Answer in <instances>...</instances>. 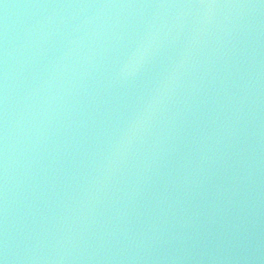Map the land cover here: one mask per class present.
Instances as JSON below:
<instances>
[{"label": "water", "instance_id": "1", "mask_svg": "<svg viewBox=\"0 0 264 264\" xmlns=\"http://www.w3.org/2000/svg\"><path fill=\"white\" fill-rule=\"evenodd\" d=\"M4 264H264V0H0Z\"/></svg>", "mask_w": 264, "mask_h": 264}, {"label": "snow or ice", "instance_id": "2", "mask_svg": "<svg viewBox=\"0 0 264 264\" xmlns=\"http://www.w3.org/2000/svg\"><path fill=\"white\" fill-rule=\"evenodd\" d=\"M0 264H4V262H3V260H2V259H0Z\"/></svg>", "mask_w": 264, "mask_h": 264}]
</instances>
